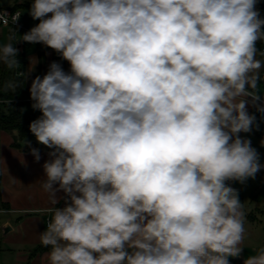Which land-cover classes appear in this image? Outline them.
I'll list each match as a JSON object with an SVG mask.
<instances>
[{
  "label": "clouds",
  "instance_id": "1",
  "mask_svg": "<svg viewBox=\"0 0 264 264\" xmlns=\"http://www.w3.org/2000/svg\"><path fill=\"white\" fill-rule=\"evenodd\" d=\"M256 4L33 0L40 22L0 43V66L20 68L16 41L70 64L51 62L29 88L41 113L29 130L51 150L40 180L52 206L39 233L48 264H229L241 253L244 205L226 182L264 168L239 135L258 127L248 104L264 116ZM25 144L39 162L40 149ZM244 264H264V247Z\"/></svg>",
  "mask_w": 264,
  "mask_h": 264
},
{
  "label": "crops",
  "instance_id": "2",
  "mask_svg": "<svg viewBox=\"0 0 264 264\" xmlns=\"http://www.w3.org/2000/svg\"><path fill=\"white\" fill-rule=\"evenodd\" d=\"M27 2L33 3V0H16L5 5L0 3V6L12 8ZM24 9L27 10V14H23L22 8V21L31 29L40 21L34 20L29 15V8ZM12 33H15L16 38L19 39L24 31L15 29L11 25H0V43H6ZM13 46L18 49V53H24L23 67L18 68L16 73L23 77L28 90L31 81L37 75L43 77L53 61L60 63L66 72L70 70L68 61L63 60L55 50L42 44L16 41ZM31 57H35L38 63L34 70L29 72ZM257 58L262 59L259 55ZM263 88L262 82L260 92ZM255 109L251 104L247 105L250 114L255 115ZM261 121V126L264 128V119ZM257 132L261 144L251 141V146L257 150L261 159L259 162L264 164L262 162L264 138L257 126H254L251 132L241 133L250 136ZM16 134V130L0 129V264H48L46 254L49 249L40 244L39 233L52 220V213L49 210L52 206L47 194L42 190L40 180L44 178L42 166L49 159L47 153L51 150L39 144L33 134L22 139H18ZM25 141L30 142L31 147L40 149L39 162H36L30 154V148ZM233 188L237 190L244 205L245 231L241 253L237 257L228 259L229 264H244L248 256L256 255L258 250L264 247V168L256 174L255 179L249 178L244 183L235 181ZM57 196L61 199L55 207H65L63 198L65 194L61 191ZM128 251L131 252L132 249Z\"/></svg>",
  "mask_w": 264,
  "mask_h": 264
},
{
  "label": "trees",
  "instance_id": "3",
  "mask_svg": "<svg viewBox=\"0 0 264 264\" xmlns=\"http://www.w3.org/2000/svg\"><path fill=\"white\" fill-rule=\"evenodd\" d=\"M31 4L32 2L17 4L12 9H30ZM256 7L260 12V17L264 19V0H257ZM262 47V42H258L257 48L259 51H263ZM18 60L21 69L25 60L24 53H18ZM16 70H9L6 67L0 66V87L9 80L18 85L14 92L0 91V129L8 131L16 130V137L22 139L32 134L29 130V124L31 121L37 119L41 113L38 110H33L31 107L33 102L30 99L29 90L25 86L23 77L18 75ZM259 94L264 97V88ZM254 112L258 131H260L264 138V128L261 126V120L264 119V116L256 111V109Z\"/></svg>",
  "mask_w": 264,
  "mask_h": 264
},
{
  "label": "built area",
  "instance_id": "4",
  "mask_svg": "<svg viewBox=\"0 0 264 264\" xmlns=\"http://www.w3.org/2000/svg\"><path fill=\"white\" fill-rule=\"evenodd\" d=\"M0 11H3V12H6L8 15H9V24L8 25H11L12 27H14L15 29H22L24 31V33L28 32L30 30V28L26 27L25 24L23 23L22 21V11L21 9H12V8H9V7H1L0 6ZM20 12L21 15L19 17V20L16 22V23H12L11 22V16H13L16 12ZM0 25H2V23H0ZM7 25V26H8ZM4 26V25H3ZM263 51H264V42H263ZM60 55V54H58ZM262 76H264V72L262 73ZM264 83V82H263ZM261 96V95H260ZM262 98H264L263 96H261ZM230 187L233 188L234 186V183L235 181H227L226 182Z\"/></svg>",
  "mask_w": 264,
  "mask_h": 264
},
{
  "label": "rangeland",
  "instance_id": "5",
  "mask_svg": "<svg viewBox=\"0 0 264 264\" xmlns=\"http://www.w3.org/2000/svg\"><path fill=\"white\" fill-rule=\"evenodd\" d=\"M13 1H16V0H0V3H2V4L5 5V4H8V3L13 2ZM22 1H28V0H22ZM23 14H25V15L27 14V10L26 9H23ZM239 135H240L241 138H244V139L247 138L250 141H252L253 143H257V144L260 143L259 138H258V132L257 133H254L253 135H250L249 134L250 136H248L247 134L246 135H243L242 133H239ZM259 158H260V156H259ZM262 162H264V159H262Z\"/></svg>",
  "mask_w": 264,
  "mask_h": 264
},
{
  "label": "water",
  "instance_id": "6",
  "mask_svg": "<svg viewBox=\"0 0 264 264\" xmlns=\"http://www.w3.org/2000/svg\"><path fill=\"white\" fill-rule=\"evenodd\" d=\"M259 148V147H258Z\"/></svg>",
  "mask_w": 264,
  "mask_h": 264
}]
</instances>
